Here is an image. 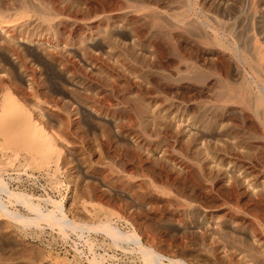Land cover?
<instances>
[{
    "label": "rangeland",
    "instance_id": "rangeland-1",
    "mask_svg": "<svg viewBox=\"0 0 264 264\" xmlns=\"http://www.w3.org/2000/svg\"><path fill=\"white\" fill-rule=\"evenodd\" d=\"M0 189V264H264V0H0Z\"/></svg>",
    "mask_w": 264,
    "mask_h": 264
},
{
    "label": "bare ground",
    "instance_id": "bare-ground-1",
    "mask_svg": "<svg viewBox=\"0 0 264 264\" xmlns=\"http://www.w3.org/2000/svg\"><path fill=\"white\" fill-rule=\"evenodd\" d=\"M2 186V185H1ZM5 188V187H4ZM4 190V189H3ZM6 190V189H5ZM4 190V191H5ZM0 191H2L1 189H0ZM20 198V197H19ZM19 200V199H18ZM20 200H22L23 201V198H21ZM2 207V209L6 212V214L8 213L9 215H11V217L12 218H14V219H20L21 221L22 220H24L25 222H29V221H31V220H29L30 218H27V217H24V216H22V214L21 215H19V213H12V212H9V211H7V209L5 208V206H3V204H1L0 203V208ZM35 211H37L36 209H35ZM38 212V211H37ZM37 218H39V217H37ZM35 219V218H34ZM63 221V220H62ZM65 221V220H64ZM70 221H72V220H69V221H67V223H71ZM73 222V221H72ZM62 223H64V222H61V225H62ZM76 223V222H75ZM72 224V223H71ZM65 225V224H64ZM69 225V224H68ZM87 225H89V224H86V227H87ZM91 225V224H90ZM90 225L88 226V227H90ZM79 226V225H78ZM82 227H84L83 225H81ZM73 227V226H72ZM92 227V226H91ZM102 227V226H101ZM100 227V229H102ZM107 228V227H106ZM105 229V228H104ZM103 229V230H104ZM108 230V229H107ZM106 230V231H107ZM111 230H112V228H111ZM110 230V231H111ZM114 230V229H113ZM112 230V231H113ZM111 231V232H112ZM108 232V231H107ZM111 232H109V233H111ZM116 232V231H115ZM116 233H118V232H116ZM115 233V234H116ZM115 234H113V235H115ZM122 236L125 234H122V233H120ZM112 235V234H111ZM121 235H119V234H117V237L119 236H121ZM116 236V235H115ZM128 236V238L130 237L131 238V236L130 235H127ZM139 236V235H138ZM133 237V236H132ZM121 238V237H120ZM134 238H136V237H134ZM139 238H140V236H139ZM129 240V239H128ZM132 240V239H131ZM136 240V239H135ZM138 240H141V239H138ZM133 241H134V239H133ZM138 245V244H137ZM138 246H140V244L138 245ZM141 247V250H142V253L144 254V257H145V260H146V263L147 264H164V262L162 261V259H163V254L161 255V254H159V252H156L155 250H153L154 248H151V247H145V246H140ZM165 259H166V257H164ZM169 259H171V258H169ZM168 259V260H169ZM170 261V264H186V262L184 263L182 260H180V259H171V260H169ZM145 262V261H144Z\"/></svg>",
    "mask_w": 264,
    "mask_h": 264
}]
</instances>
